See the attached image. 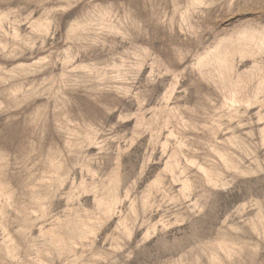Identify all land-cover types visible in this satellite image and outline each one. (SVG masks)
Returning a JSON list of instances; mask_svg holds the SVG:
<instances>
[{"label": "rangeland", "instance_id": "374dc122", "mask_svg": "<svg viewBox=\"0 0 264 264\" xmlns=\"http://www.w3.org/2000/svg\"><path fill=\"white\" fill-rule=\"evenodd\" d=\"M0 264H264V0H0Z\"/></svg>", "mask_w": 264, "mask_h": 264}]
</instances>
